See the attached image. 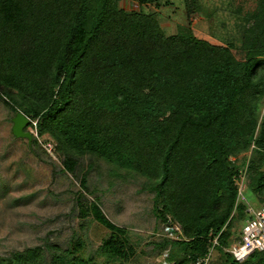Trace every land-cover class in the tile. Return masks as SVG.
Here are the masks:
<instances>
[{
    "label": "trees",
    "instance_id": "obj_1",
    "mask_svg": "<svg viewBox=\"0 0 264 264\" xmlns=\"http://www.w3.org/2000/svg\"><path fill=\"white\" fill-rule=\"evenodd\" d=\"M120 1L0 0V104L45 136L31 133L32 153L50 157L51 143L60 170L78 180L77 215L109 231L95 250L103 264H126L135 248L98 197L88 198L97 162L107 175L138 178L156 218L173 228L155 242L166 252L158 264H191L219 233L208 264H264V250L242 262L224 250L240 238L233 218L247 217L239 169L264 205V0L231 9L241 58L232 42L166 35L157 10H143L158 0H134L138 9ZM184 6L187 20L199 11L198 0ZM251 147L246 162L239 155ZM0 264L100 263L75 237L12 250Z\"/></svg>",
    "mask_w": 264,
    "mask_h": 264
},
{
    "label": "rangeland",
    "instance_id": "obj_2",
    "mask_svg": "<svg viewBox=\"0 0 264 264\" xmlns=\"http://www.w3.org/2000/svg\"><path fill=\"white\" fill-rule=\"evenodd\" d=\"M158 1V6L151 4L147 9L142 8L146 12L157 10L166 35L193 34L212 43L232 42L234 54L241 58L237 20L231 9L236 5L248 9L253 0H198L199 11L189 20L184 0ZM120 6L139 8L134 0H121ZM13 115L0 104V256L46 240L65 247L70 240L80 237L86 243V253L103 264L104 258L95 250L109 235L108 229L95 221L80 219L75 206L78 180L60 170L62 164L54 152L49 157L39 148L36 155L30 151L26 139L15 138L11 133ZM27 130L43 141L45 136L37 135L34 124ZM252 147L239 157L247 162ZM86 163L84 159L83 164ZM107 167L106 163L97 162L91 169L88 185L92 194L88 198L97 196L106 216L127 229V247L131 250L134 246L135 255L126 264H158V254L161 252L163 256L166 252L158 250L155 242L165 235L166 225L152 211V194L142 189L138 178L118 179L107 175ZM245 196L255 209L260 207L247 188ZM241 224L234 217L232 229H239Z\"/></svg>",
    "mask_w": 264,
    "mask_h": 264
},
{
    "label": "built area",
    "instance_id": "obj_3",
    "mask_svg": "<svg viewBox=\"0 0 264 264\" xmlns=\"http://www.w3.org/2000/svg\"><path fill=\"white\" fill-rule=\"evenodd\" d=\"M32 123L35 125V121H32ZM43 147L49 154H52L51 143L46 142L43 144ZM231 160H234V157H231ZM235 185L237 186V201H244L246 203L247 217L241 224L240 238L230 246L225 247L224 250L230 253L237 262H242L253 252L264 250V205L255 209L247 200L245 196V168L239 169L238 175L235 178ZM175 229L178 230L179 227L175 226ZM165 230L171 233L173 228L166 226ZM219 234L213 235L209 239L205 253L194 259L191 264L209 263L216 246L219 245Z\"/></svg>",
    "mask_w": 264,
    "mask_h": 264
},
{
    "label": "water",
    "instance_id": "obj_4",
    "mask_svg": "<svg viewBox=\"0 0 264 264\" xmlns=\"http://www.w3.org/2000/svg\"><path fill=\"white\" fill-rule=\"evenodd\" d=\"M11 133L15 138H22L27 140V144L31 147L32 134L25 128L30 123V118L26 116L22 111H15L11 117Z\"/></svg>",
    "mask_w": 264,
    "mask_h": 264
}]
</instances>
